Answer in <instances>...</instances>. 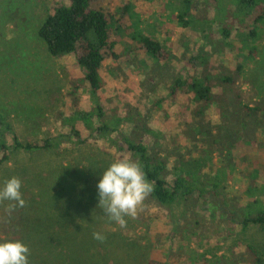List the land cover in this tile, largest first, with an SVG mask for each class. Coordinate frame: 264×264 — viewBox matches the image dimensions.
<instances>
[{
    "label": "rangeland",
    "instance_id": "1",
    "mask_svg": "<svg viewBox=\"0 0 264 264\" xmlns=\"http://www.w3.org/2000/svg\"><path fill=\"white\" fill-rule=\"evenodd\" d=\"M237 1L98 0L93 7L101 8L115 18L126 5L130 6L135 14L133 19L140 22L146 34L165 47L169 59L151 61L139 56L140 60H129V69L122 68L125 55L116 62L106 60L99 71L101 87L94 90L85 79L84 70L77 65L74 54L52 56L45 41L37 35L46 17L58 6H69L70 0H0V115L12 125L22 142L39 141L52 135L57 128L54 119H77L83 111L89 112L94 119L96 107L103 108L102 119L108 115L122 117L128 111L141 115L144 110H150L154 94L161 96L168 88L172 77L188 74V54L198 53L200 47L208 52L212 46L215 51L210 54L209 62L214 68L220 66L232 70L238 61H244L242 90L245 101L250 105L263 102L264 22L255 38L246 39V47L238 42L240 38L237 40L236 34L240 32L246 36L247 26H251L264 4H258L256 9L243 16L246 24L242 19L232 20L234 14L238 16ZM225 23L230 31L225 42L231 45L233 42V45L220 55L218 46L223 44L221 29ZM125 39L121 41L127 47L129 40ZM240 45L242 50H237ZM252 46L256 47L257 54L253 58L247 57L246 50ZM215 72L219 74L222 69H215ZM145 80L148 82L144 83ZM162 107L171 113L170 121L180 120V129L185 128L177 104L168 99ZM153 119H159L157 113ZM212 119L218 121L214 115ZM218 124L230 128L228 123ZM120 129L127 132L129 128L122 124ZM220 136L218 133L214 136L199 134L195 144L200 150L187 141L175 146L184 157H206L214 171L205 181L220 179L219 202H222L215 214H211L209 207L200 208L189 201L185 212L179 213L176 231L171 212L149 202L147 197L135 217L125 218L124 227L110 221L99 206L96 185L99 175L116 160L100 144L90 142L79 146L13 151L11 159L0 166V187L10 178H18L22 182L24 204L0 200V242H27L25 235L36 234V230L40 235L43 230L55 234L60 228L59 217L67 211L69 200L74 201L83 190L80 201L85 216H75L70 222L79 225L80 238L89 240L86 252L95 255L91 257L94 264H147L151 259L166 264H244L243 244L248 243L255 245L264 256V230L251 223L244 230L239 226L230 227L224 211L226 207L228 211L241 212L251 199H264V193L258 189L264 187V128L260 129L257 149L255 145L247 144L243 145L242 151L225 148L229 154L227 161L223 160L227 150L217 147ZM173 145L168 137V147ZM243 151L253 154L255 159L236 158ZM175 155L170 156V161L176 159ZM233 161H236L234 169L228 168ZM217 168L221 171L217 172ZM73 226H63L59 232H72ZM94 232L103 234L105 239L102 242L94 239ZM56 245L54 242L52 254L60 249L61 243ZM27 247L29 252L34 248L43 252L49 249L40 242V237ZM72 256L69 246L63 258L71 259ZM193 257L198 260L192 261ZM28 260L29 264L46 263V258L39 255L28 257Z\"/></svg>",
    "mask_w": 264,
    "mask_h": 264
},
{
    "label": "trees",
    "instance_id": "2",
    "mask_svg": "<svg viewBox=\"0 0 264 264\" xmlns=\"http://www.w3.org/2000/svg\"><path fill=\"white\" fill-rule=\"evenodd\" d=\"M97 1L70 0L69 6H58L46 17L38 28L37 35L45 41L49 54L55 57L74 54L77 65L84 70L85 79L94 90L101 87L99 71L106 60L116 62L125 55L121 63L122 68L129 69L130 59L139 58L140 60V57L151 61L169 59V52L165 47L157 39L146 34L140 27V22L133 19L135 14L130 6L126 5L118 18H115L101 8H94L93 4ZM261 3L264 4V0H238V16L234 14L232 20L242 19L243 23H246L243 16L256 9ZM262 22H264V6L260 7V13L251 26H247L249 29L246 36L237 32V40L240 38L238 42L246 47V39H253L258 35L257 30ZM226 26L225 23L221 29L223 44L218 46L220 55L226 48L233 45V42L232 45L230 42H225L230 36ZM122 38L129 40L127 47L122 44ZM241 45L237 47V50H242ZM212 50L213 46L208 52L200 47L198 53L188 54L186 59L188 74L172 77L167 85L168 88L163 90L161 96L156 97L154 94V102L150 110H144L141 115L128 111L122 117L108 115L106 119H102L103 108L96 107V111L93 112L94 119L87 111L80 112L77 119H54L57 128L54 129L53 134L31 142L20 141L12 125L0 115V166L9 161L12 152L18 149L43 150L93 142L100 144L106 150L104 151L110 153L116 161L131 159L142 167L145 177L153 185V192L147 196L149 202L171 212L170 218L173 224L175 223V231L179 228V213L185 212L189 201L200 208L209 207L210 213L215 214L222 203L219 202L218 181L220 182V179L206 182L207 176L214 171L206 157H184L177 152L175 146L181 141H187L194 148L199 149V146L195 144L199 134L214 136L218 133L222 136L220 140L217 139L219 143L217 147L223 151L227 150L225 149L227 147L242 151L244 144L255 145L257 149L260 129L264 128V101L260 100L254 105L245 101L242 90V80L245 75L244 61H238L232 70H226L220 66L214 68L209 62L210 54H213L215 49ZM256 54L254 46L246 50L247 57L253 58ZM132 65L133 62H131ZM219 68L222 72L218 74L215 69ZM152 92L154 93V90ZM168 99L173 104H177L184 129H180L182 128L180 120L176 123L170 121L171 113L162 107V103ZM155 113L158 114L159 119H153ZM213 115L218 118V121L212 119ZM218 122L228 123L230 128H225ZM122 124L128 126L127 132L120 129ZM235 127H237L236 130ZM168 137L174 144L173 147H168ZM262 145L264 147V143ZM173 153L177 157L172 162L170 156ZM238 154L236 158L239 156L242 159H250V157L255 159L253 154L244 153V151ZM223 156V160L227 161L228 150ZM208 160L211 161V158ZM235 165L236 161H233L228 168L232 166L231 168L234 169ZM199 167L200 171L197 172ZM217 170V172L221 171L218 168ZM255 177L256 175L253 176ZM258 189L264 193L262 190L264 187L260 186ZM79 194L83 195V190L79 191ZM80 195L74 201L69 200L67 211L59 217L60 228L55 234L50 235L43 230V235H40L36 230V234L25 235V238L28 237L27 242L21 241L26 246L40 237V242L49 247L44 252L34 248L29 252L28 257L37 255L42 259L45 257V264H94L91 257L95 255L91 256L86 252L89 240L87 237L80 238L82 232H79L80 229L77 228L79 225L76 226L75 223L70 222L75 216H85ZM175 209H178V212H175ZM242 209L241 212H235L228 211L225 207L226 221L230 227L239 226L244 230L251 223L259 225L264 230V199L260 197L251 199ZM70 224H74L72 232L64 230L59 232L61 227L68 228ZM25 225L26 223L24 227ZM27 225L29 226V223ZM54 242L57 245L61 243V246L55 254H52L55 251ZM243 245L244 264H264V256L255 245L250 243ZM69 246L72 248L73 256L71 259L63 258ZM39 252L43 255L38 254ZM49 255L52 258H49ZM191 259L195 262L198 260L195 257ZM147 264L166 263L151 259Z\"/></svg>",
    "mask_w": 264,
    "mask_h": 264
},
{
    "label": "clouds",
    "instance_id": "3",
    "mask_svg": "<svg viewBox=\"0 0 264 264\" xmlns=\"http://www.w3.org/2000/svg\"><path fill=\"white\" fill-rule=\"evenodd\" d=\"M99 206L110 221L124 227L126 217H135L145 198L153 192V185L145 177L142 167L131 159L111 163L96 185ZM22 182L12 177L0 187V200L14 201L23 206ZM98 241L105 239L99 232L93 233ZM29 248L18 240L0 242V264H29Z\"/></svg>",
    "mask_w": 264,
    "mask_h": 264
}]
</instances>
